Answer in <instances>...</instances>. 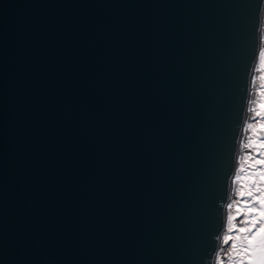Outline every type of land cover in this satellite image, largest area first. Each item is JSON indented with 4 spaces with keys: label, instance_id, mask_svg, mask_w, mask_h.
<instances>
[{
    "label": "water",
    "instance_id": "obj_1",
    "mask_svg": "<svg viewBox=\"0 0 264 264\" xmlns=\"http://www.w3.org/2000/svg\"><path fill=\"white\" fill-rule=\"evenodd\" d=\"M262 0H0V264H212Z\"/></svg>",
    "mask_w": 264,
    "mask_h": 264
},
{
    "label": "rangeland",
    "instance_id": "obj_2",
    "mask_svg": "<svg viewBox=\"0 0 264 264\" xmlns=\"http://www.w3.org/2000/svg\"><path fill=\"white\" fill-rule=\"evenodd\" d=\"M261 32V47L258 52L256 64L254 59L255 66L252 70V75L254 72V76L259 71L256 67H259L264 54V21ZM256 91L257 87L253 85L250 90L251 101L247 112L245 111V114L247 113V117H250V120L253 116L250 111H254L255 113L256 106H259L256 101ZM253 99L256 105H252ZM245 123L243 127L246 126ZM247 123L251 124L250 121ZM250 135L251 134L248 133L246 136ZM256 140L257 139H251L249 141L248 138H242L239 143L240 147L231 177V186L226 202L225 219L222 221L221 233L218 241L219 246L214 261L215 264H251L252 245L250 244V236L247 238V230L248 228L255 227L258 234L264 235L263 215L260 212L262 208L261 205L264 203V198L261 197L259 192V185L261 184L263 176L256 175V172H253V165L259 162L262 157L260 156L256 160L250 153L246 154L243 150L244 147L251 146L252 142ZM249 194L251 197L247 198ZM248 200L250 207L243 210L242 205L247 203ZM250 209L254 212H248L251 211ZM243 213L245 215H243ZM247 213L252 214L253 218L247 219ZM255 218L256 220H254ZM228 237H231V240H227Z\"/></svg>",
    "mask_w": 264,
    "mask_h": 264
},
{
    "label": "flooded vegetation",
    "instance_id": "obj_3",
    "mask_svg": "<svg viewBox=\"0 0 264 264\" xmlns=\"http://www.w3.org/2000/svg\"><path fill=\"white\" fill-rule=\"evenodd\" d=\"M263 21H262V23H263ZM261 29H262V26H261ZM261 35H262V32H260L259 38H258V48H257L256 56H255V64H256V59L258 56L259 49L261 47ZM256 68L259 71L256 73L255 76H254V72H253V75L251 78V83H250V85H251L250 90L252 89L253 85H254V87H257L256 101H257V105H259V106H256L255 113H254V111H250L251 114H253L251 120H250V117H246V119H245L246 123L244 122L246 124V126H244L242 131H241L239 143H240V140H242V138H248L249 141L251 139L252 140L257 139L256 141L252 142L251 146L244 147L243 150L245 151L244 153H246V154L250 153L251 156H253V158L256 160L260 156L262 157L259 162L255 163L253 165L254 166L253 172H256V175L263 176V179L261 180V184L259 185V192H260L261 197L264 198V54H263V59L261 60L259 67H256ZM250 90H249L246 112L248 110V106H249L250 101H251ZM252 105H256L254 99L252 101ZM249 121L251 122V124L247 123ZM252 123H253V125H252ZM251 130H252V132H251ZM248 133H250L251 135L246 136ZM250 197H251V195L249 194L247 196V198H250ZM248 202H249V200L247 201V203H244V205H242L243 210L250 207ZM261 206H262V208L260 209V212L263 215V221L262 222H263V226H264V203ZM248 212L252 213L254 211L251 210ZM243 215H245V214L243 213ZM246 215L248 216L247 219H249L251 217L253 218L252 214L247 213ZM254 220H256V218ZM254 220H252V221H254ZM249 230H251V231H249ZM247 232H248L247 238H249V236H250V244L252 245L254 243L252 241L253 235L255 234L257 236V239H259L260 234L257 233V229L255 227L254 228H248ZM258 261H259L258 253H256L252 247L250 262H251V264H258Z\"/></svg>",
    "mask_w": 264,
    "mask_h": 264
},
{
    "label": "snow or ice",
    "instance_id": "obj_4",
    "mask_svg": "<svg viewBox=\"0 0 264 264\" xmlns=\"http://www.w3.org/2000/svg\"><path fill=\"white\" fill-rule=\"evenodd\" d=\"M227 240H231V237H228ZM252 241L254 242L252 244L253 250L258 253L259 256L258 264H264V235H260L259 239H257V236L254 234Z\"/></svg>",
    "mask_w": 264,
    "mask_h": 264
},
{
    "label": "bare ground",
    "instance_id": "obj_5",
    "mask_svg": "<svg viewBox=\"0 0 264 264\" xmlns=\"http://www.w3.org/2000/svg\"><path fill=\"white\" fill-rule=\"evenodd\" d=\"M262 7L260 8V12H259V18H258V22H259V24H258V27H259V33L262 31V29H261V26H262V28H263V23H262V21L264 20V0H262ZM258 48V47H257ZM246 117H247V114H244V121H245V119H246ZM243 121V122H244ZM242 129H243V127H242ZM242 142V141H241ZM238 147H240V144H238ZM238 151H239V148H238V150H237V154H238ZM237 154H236V157H237ZM235 157V158H236ZM230 186H231V182H230ZM230 186H229V188H228V195H229V190H230ZM225 213H226V211L223 213L224 215V218H223V220L225 219ZM218 246H219V243H218ZM218 246H217V249H218ZM217 249L215 250L216 252L214 253V260H213V262H212V264H215L214 263V261H215V257H216V253H217Z\"/></svg>",
    "mask_w": 264,
    "mask_h": 264
}]
</instances>
